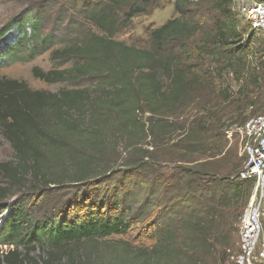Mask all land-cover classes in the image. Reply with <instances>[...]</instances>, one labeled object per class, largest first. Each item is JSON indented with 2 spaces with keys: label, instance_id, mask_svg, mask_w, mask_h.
<instances>
[{
  "label": "trees",
  "instance_id": "trees-1",
  "mask_svg": "<svg viewBox=\"0 0 264 264\" xmlns=\"http://www.w3.org/2000/svg\"><path fill=\"white\" fill-rule=\"evenodd\" d=\"M234 1L174 0L176 18L149 33L148 47L115 36L125 25L121 13L131 19L160 0L81 2L83 16L98 33L91 28L54 51L60 60H74L70 68L36 75L50 82L92 76L95 88L56 94L25 88L2 96L0 123L19 163L0 169L9 185L21 189L29 174L39 191L67 183L88 188L74 204L43 216L34 214L37 204L26 194L0 207L8 211L0 242L10 246L0 253V264H25L28 255L20 259L18 250L29 254L36 245L52 251L40 264H225L238 256L239 221L254 180L237 178L246 157L227 149L223 127L236 116V122L245 121L264 112V37L249 25L252 33L245 37ZM35 8L0 32L5 38L22 31L16 43H2L0 69L35 57L38 47L54 41L40 34L43 18ZM233 80L239 84L234 95ZM204 93L208 99L201 102L199 119L187 117L180 125L179 118ZM174 139L177 153L169 148ZM56 162L61 167L52 173ZM170 162L182 164L172 178L164 171ZM7 197L0 187V206ZM140 226L145 228L137 235L147 239L143 246L124 241L102 253L95 248L101 239L131 235ZM78 244V250L66 251Z\"/></svg>",
  "mask_w": 264,
  "mask_h": 264
},
{
  "label": "rangeland",
  "instance_id": "rangeland-1",
  "mask_svg": "<svg viewBox=\"0 0 264 264\" xmlns=\"http://www.w3.org/2000/svg\"><path fill=\"white\" fill-rule=\"evenodd\" d=\"M83 0H42V4L37 6H33L28 0H0V32L4 29V26L11 23L13 20L17 19V22L22 21L23 17L27 14L28 10L32 7H36L35 10L39 15V18H43L42 20V27L40 30V34L49 33L53 35L54 41L49 42V48L42 49L38 47L39 54L33 58L29 59H19L15 62H12L10 65H5V67L0 69V98H8L10 93H15V90L18 92L20 89L31 91H38V92H45V93H59L63 90H76L82 89L86 87L95 88V82L97 78L88 76L82 77L76 80L68 79L64 80L63 82H50L46 80L40 79L36 72H50V71H58L63 70L64 68H70L75 62L73 59L70 60H60L54 54L55 50H60L66 45L73 43L70 41L71 39H82L89 30L92 28V32H97V27L92 23L89 22L87 17L83 16L81 10L83 11L84 6L82 5ZM235 13H237L235 11ZM194 16H196L200 21L201 18L195 11ZM123 16V21L125 25L122 26L120 31L116 34L117 40H123L129 45H135L136 47H148L149 44V33L157 28L158 26L164 24L166 21L176 18L177 13L174 11V0H160V3L156 5V7H151L150 10L145 13L138 15L134 18L128 19L124 13H121ZM44 17L46 20H44ZM237 18L240 21V26L244 31L247 33L245 37H248L252 33L249 26L245 23L243 17L237 13ZM75 21L77 25H74L72 22ZM15 27H20L18 23L14 24ZM76 26V27H74ZM22 28V27H20ZM22 36V31H12L7 34V36L2 37L0 36V49H3L5 45L2 43L5 42H12L16 43ZM256 36L264 37V34L257 33ZM29 44H32V41L29 40ZM36 45V44H34ZM10 83H16L15 89L9 88ZM231 94H235L238 92L239 84L237 81H231ZM4 89L6 91H4ZM208 93V92H206ZM204 93L197 98L195 104H192L187 109V114L184 117L179 118L180 125L183 124V120L187 117H190L191 120L199 119L201 114H197L199 109L202 107L201 105L207 101V94ZM236 95L233 96L232 100H235ZM198 105V106H197ZM4 108V106H2ZM253 110L252 107H249L248 111L245 113L247 115L251 114ZM197 114V116H195ZM256 114V113H255ZM260 114V113H258ZM264 114V112H263ZM255 115H250V117ZM238 117L236 116L235 119L229 120L228 123L223 127L225 138L228 140L224 144L228 148H235L237 149L239 156H246L244 151V147H242L241 137L238 134H234L232 139L228 138L226 128L229 127H236V125H241L244 123L243 120H237ZM176 134L172 135L175 137ZM176 139L170 142L169 148L172 151H181L180 148L177 147ZM121 152H124V156L126 155L124 150V145H120L118 148ZM9 163H19L18 160V153L14 150L12 143L6 138L4 125L0 123V164H8ZM69 162V160H67ZM121 163V161H120ZM54 168L52 173H57L59 167H61L60 162L54 163ZM175 165V166H174ZM181 162L179 163H167L164 167L165 173L167 176L172 178L175 173H177L176 167H180ZM3 170L0 169V187L5 188L9 197L1 202L0 207L1 210H5L6 207L13 203L14 200L20 199L23 197V194H26V199L33 200V204H37L35 208V215L43 216V214L47 212H56L58 205H66L70 206L74 204L73 202L75 199H80L82 195V191L84 192L87 190L88 185H82V187L74 186L72 188L71 183H67L66 187H59L53 188L55 190H37L41 189L36 185L35 179L33 174H29L26 178V187L21 189V186L18 184L9 185L8 180H6V176ZM35 184V185H34ZM35 186V187H33ZM35 188V189H34ZM34 189V190H32ZM37 190V194L34 191ZM6 206V207H5ZM31 209V208H30ZM0 212V232L1 227L4 224V219L8 213L7 212ZM33 211V209H31ZM245 213V212H244ZM243 213V214H244ZM245 215V214H244ZM240 226V225H239ZM145 227H138L133 230L131 235H113L110 237H106L105 239H101L98 244H96L95 248L101 249L100 252H105L106 249H117L119 248L124 241H130L134 245L143 246L147 243V239L145 236L137 235V232L142 231ZM35 249H30L29 254H27V250L25 248H20L18 250V254L20 255V259L24 258L25 255H28L27 262L25 264H40L44 259H48V253L52 252L50 249H43L42 247L35 246ZM80 244L78 245H67L66 251L71 249L78 250ZM2 250H10V246L0 242V253ZM77 252V251H76ZM47 255H46V254ZM62 255L63 253L56 252L55 254ZM61 256V257H62ZM65 258H67V254L65 252ZM3 260V258H0ZM66 259H64L65 261ZM1 264H8L6 261H3ZM11 264V263H10ZM225 264H237L235 259L232 258L230 261H227Z\"/></svg>",
  "mask_w": 264,
  "mask_h": 264
},
{
  "label": "built area",
  "instance_id": "built-area-1",
  "mask_svg": "<svg viewBox=\"0 0 264 264\" xmlns=\"http://www.w3.org/2000/svg\"><path fill=\"white\" fill-rule=\"evenodd\" d=\"M234 10L251 29L264 34V0H235ZM225 132L230 139L238 134L246 153L237 178L254 180L245 215L239 221L240 252L234 259L237 264H264V114H255Z\"/></svg>",
  "mask_w": 264,
  "mask_h": 264
}]
</instances>
